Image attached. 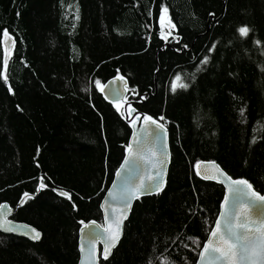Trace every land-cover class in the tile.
Here are the masks:
<instances>
[{
    "label": "trees",
    "instance_id": "16d2710c",
    "mask_svg": "<svg viewBox=\"0 0 264 264\" xmlns=\"http://www.w3.org/2000/svg\"><path fill=\"white\" fill-rule=\"evenodd\" d=\"M117 76L126 103L165 126L170 162L100 264H196L223 198L198 162L264 194V0H0V204L42 234H0V264H77L81 224L103 223L130 137L100 91Z\"/></svg>",
    "mask_w": 264,
    "mask_h": 264
},
{
    "label": "water",
    "instance_id": "95a60500",
    "mask_svg": "<svg viewBox=\"0 0 264 264\" xmlns=\"http://www.w3.org/2000/svg\"><path fill=\"white\" fill-rule=\"evenodd\" d=\"M164 26L168 31L172 29L167 23ZM4 38L3 45L6 51L4 61L7 62L14 42L10 36ZM127 86L125 79L117 76L109 79L100 90L108 103L122 104L124 108L130 106L128 111L124 112L125 121L130 123V137L127 150L100 203L103 223L98 224L92 221L82 223L78 231L77 244L80 256L77 264H100V259L109 261L121 242L124 224L130 215L133 203L137 199L156 195L165 188L170 162L169 135L162 122L145 121L143 117L146 115L131 107L132 103H126ZM159 125H163V128ZM129 145H131L130 151ZM126 158L129 161L128 164H125ZM193 170L198 178L207 183L218 184L223 191L214 225L198 252L195 263L264 264V201H258L252 195L253 190L247 185L233 184V180L213 162H198L193 166ZM157 184L162 185L159 191L153 190L147 194H142L140 191L141 185L155 189ZM130 192H135V196L131 197L129 203L128 193ZM29 197L30 195H24L17 209L22 208ZM226 197H228L227 200ZM15 211L16 208L8 203L0 204V234L24 238L31 243L39 242L42 238L41 232L26 223L14 221ZM226 221L231 224V236L225 229ZM33 230L40 233L39 240L31 238L34 234ZM213 231L217 233L216 236L212 235ZM221 235L224 236L223 240L220 239ZM205 244L208 245L207 249L204 247Z\"/></svg>",
    "mask_w": 264,
    "mask_h": 264
},
{
    "label": "snow or ice",
    "instance_id": "6c2138e0",
    "mask_svg": "<svg viewBox=\"0 0 264 264\" xmlns=\"http://www.w3.org/2000/svg\"><path fill=\"white\" fill-rule=\"evenodd\" d=\"M166 12H167V9H163V10H162V17H161L162 21H163V19H164V15H163V14L166 13ZM239 31H240V34H241L242 36H244V35H247L248 29H246V28H241ZM4 35L7 36V35H8L7 32H5ZM203 62H206V60L203 61ZM203 62H202V63H203ZM180 79H181V78H180L179 76H177L176 79H175L174 81H172V90H173V91H175L177 87H186V85H184V84H182V83H178V82L180 81ZM97 87H98V88L101 87L100 84H99V82H97ZM143 119H144L145 121H151L152 123H156L154 120H152L151 117H148V116L143 117ZM133 122H135V121H133ZM159 127H160V128H163V125H159ZM128 150H129V151L131 150V145H129ZM128 163H129V161H128V159L126 158V160H125V164H128ZM232 183L235 184V185H241V184H243V185H247V187H248L249 189H251V185L248 184V182H247V181H244V180H233ZM44 186H45V185H44L43 183H41L40 187L43 188ZM161 187H162L161 184H157L155 189H151V188H149V187H147V186H145V185H141V186H140V191H141L142 194H147V193H150V192L153 191V190H155V191H159ZM236 191H238V189H236ZM60 194L63 195V196H65V197L68 196V193H66V192H61ZM252 195L255 196L256 199H257L258 201H264V196H257V194H256L255 192H252ZM132 196H135V192H130V193H128V202H129V203H130V199H131ZM225 199L227 200L228 197H226ZM249 207H251V205H250ZM219 225H220V221L218 220V221H217V226L219 227ZM225 229L227 230L228 234L231 236V235H232V227H231V224H230L228 221L225 222ZM33 233H34V234L32 235L31 238L34 239V240H39V239H40V233H39V232H36L35 230H33ZM212 235H213V236H216L217 233H216L215 231H213V232H212ZM220 239L223 240V239H224V236L221 235ZM113 246H114V245H113ZM204 247H205V249H207V248H208V245L205 244ZM106 255H107V249L105 250V258H106ZM202 255H203V253H202Z\"/></svg>",
    "mask_w": 264,
    "mask_h": 264
},
{
    "label": "rangeland",
    "instance_id": "374dc122",
    "mask_svg": "<svg viewBox=\"0 0 264 264\" xmlns=\"http://www.w3.org/2000/svg\"><path fill=\"white\" fill-rule=\"evenodd\" d=\"M165 24V23H164ZM127 99V98H126ZM120 105V104H119ZM123 111H128V107L123 108Z\"/></svg>",
    "mask_w": 264,
    "mask_h": 264
},
{
    "label": "flooded vegetation",
    "instance_id": "af4514ba",
    "mask_svg": "<svg viewBox=\"0 0 264 264\" xmlns=\"http://www.w3.org/2000/svg\"><path fill=\"white\" fill-rule=\"evenodd\" d=\"M128 108L130 107L129 105L127 106ZM124 108V107H123Z\"/></svg>",
    "mask_w": 264,
    "mask_h": 264
}]
</instances>
